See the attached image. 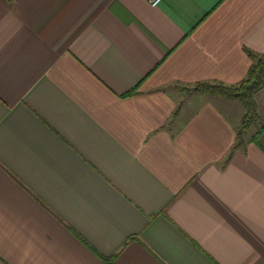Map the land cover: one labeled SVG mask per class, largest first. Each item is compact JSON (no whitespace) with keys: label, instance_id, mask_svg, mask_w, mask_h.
I'll list each match as a JSON object with an SVG mask.
<instances>
[{"label":"crops","instance_id":"1","mask_svg":"<svg viewBox=\"0 0 264 264\" xmlns=\"http://www.w3.org/2000/svg\"><path fill=\"white\" fill-rule=\"evenodd\" d=\"M247 49L264 0H0V264H264V133L192 90Z\"/></svg>","mask_w":264,"mask_h":264},{"label":"trees","instance_id":"2","mask_svg":"<svg viewBox=\"0 0 264 264\" xmlns=\"http://www.w3.org/2000/svg\"><path fill=\"white\" fill-rule=\"evenodd\" d=\"M252 58V65L247 76L237 84L225 85L223 83L200 82L193 85L192 90L228 100H238L244 107L245 113L237 131V142L234 149L246 143L245 133L250 126L256 124L259 129L256 136L264 133V117L258 111L256 94L264 88V53L246 50Z\"/></svg>","mask_w":264,"mask_h":264},{"label":"rangeland","instance_id":"3","mask_svg":"<svg viewBox=\"0 0 264 264\" xmlns=\"http://www.w3.org/2000/svg\"><path fill=\"white\" fill-rule=\"evenodd\" d=\"M261 90L264 91V88H262ZM261 90H260V91H261ZM260 91H259V92H260ZM262 91H261L260 93H262ZM259 92H258V93H259ZM258 93H257V94H258ZM257 94H256V95H257ZM262 95H263V94H262ZM262 95H261V96H262ZM261 96H260V94H259L258 97H261ZM255 97H256V96H255ZM256 100H257V99H256ZM258 100H259L260 109H261V110L259 109V105H258V111H259L260 115L264 116V102L261 101V98H259ZM257 103H258V102H257ZM244 113H245V110H244ZM241 121H242V120H241ZM240 125H241V123H240ZM240 125H239V127H240ZM255 128H256V124H253L252 126H250V129L245 133V138H246V136H249L250 133L252 134V132L255 131Z\"/></svg>","mask_w":264,"mask_h":264},{"label":"built area","instance_id":"4","mask_svg":"<svg viewBox=\"0 0 264 264\" xmlns=\"http://www.w3.org/2000/svg\"><path fill=\"white\" fill-rule=\"evenodd\" d=\"M152 7L158 6L163 0H146Z\"/></svg>","mask_w":264,"mask_h":264}]
</instances>
